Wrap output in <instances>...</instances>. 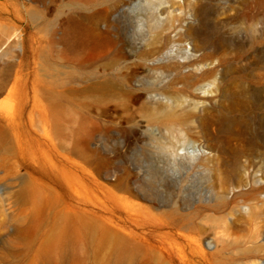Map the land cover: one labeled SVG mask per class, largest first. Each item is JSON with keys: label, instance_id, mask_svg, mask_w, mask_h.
<instances>
[{"label": "rangeland", "instance_id": "rangeland-1", "mask_svg": "<svg viewBox=\"0 0 264 264\" xmlns=\"http://www.w3.org/2000/svg\"><path fill=\"white\" fill-rule=\"evenodd\" d=\"M180 5L210 8L198 18L215 28L254 5L258 41L220 49L244 51L237 62L258 70L264 0H0V264H264V129L254 126L260 144L246 148L214 131L238 72H220L216 96L169 84L189 103L182 120L146 103L169 81L140 66L153 16ZM66 210L147 248L106 259L80 238L42 260L41 241L62 231Z\"/></svg>", "mask_w": 264, "mask_h": 264}, {"label": "bare ground", "instance_id": "bare-ground-1", "mask_svg": "<svg viewBox=\"0 0 264 264\" xmlns=\"http://www.w3.org/2000/svg\"><path fill=\"white\" fill-rule=\"evenodd\" d=\"M210 11L208 7L201 9L196 6L187 12L181 5L177 8L156 10L152 26L154 34L149 36L151 48L148 53L142 55L140 66L145 71L151 70L152 67L159 70V73L169 81L166 86L159 87L161 90L155 91V95H161L159 102L152 103L149 98L152 94H144L149 98L146 103L150 105L148 109L155 117L161 119L180 117L182 120L185 110L183 105L189 106V103L186 99L176 103L179 96L168 92L167 88L184 84L192 88V91L199 90L198 97L216 96L220 72H238L231 80L232 84L227 91L226 112L215 118L214 131L215 133L233 131L240 135L242 148L255 146L260 144V141L257 140L258 132L254 131V126H258L262 131L264 129V107L260 104L261 96H264V62L257 71L250 72L246 62L241 64L237 62L244 57V51L229 53L226 49L221 50L220 46L232 41L250 44L258 41L257 34L260 32L256 29L258 9L254 5H246L235 10L231 16L237 24H222L219 28L211 27L198 18L201 15L206 17ZM185 15L189 19L194 17L196 22L189 23ZM257 50L261 53L259 59L263 61L264 46L261 45ZM168 54H174L177 60L172 65L157 68L154 63H158L157 60L160 61L161 57ZM169 84L172 86L167 87ZM192 103L194 106L197 102ZM54 203L46 204V213ZM40 208V204L34 205L29 215L30 225L34 222L39 227L42 221ZM65 215L68 216V220L62 231L52 238L41 241L38 255L42 260L56 257L80 238H89L93 245L104 249L106 259L115 255L131 257L134 254L139 256L142 254V247L145 245L137 242L131 246L130 241L104 223L81 215H73L69 210L65 211ZM150 253L164 258L160 250L150 248Z\"/></svg>", "mask_w": 264, "mask_h": 264}]
</instances>
